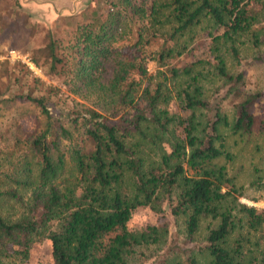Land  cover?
I'll return each mask as SVG.
<instances>
[{
    "label": "trees",
    "instance_id": "1",
    "mask_svg": "<svg viewBox=\"0 0 264 264\" xmlns=\"http://www.w3.org/2000/svg\"><path fill=\"white\" fill-rule=\"evenodd\" d=\"M95 3L64 55L47 35L59 111L55 86L0 60V264H29L44 239L50 264H264V204L240 201L216 161L264 95L243 68L247 48L264 60V0ZM141 206L167 219L130 226Z\"/></svg>",
    "mask_w": 264,
    "mask_h": 264
},
{
    "label": "rangeland",
    "instance_id": "2",
    "mask_svg": "<svg viewBox=\"0 0 264 264\" xmlns=\"http://www.w3.org/2000/svg\"><path fill=\"white\" fill-rule=\"evenodd\" d=\"M93 1L19 0L21 7H23L21 10V8H13L14 0H0V54L7 47H14L26 51L29 56H36L35 61L42 69L41 76L38 77L44 83L56 87V95L52 96V99L54 102H58L59 105L51 106V109H55L54 111H59L57 109H60L63 101L69 103L70 93L67 90V86L59 81L60 69L58 66L55 70L46 71L49 66L48 48L46 46L48 42L47 35H51L57 42L55 54L64 55L66 50L63 47L72 36L75 25L83 19L89 20L85 13L93 12L97 6L95 0ZM102 10H104V7L98 10V13H101ZM73 13L74 16H71L70 14ZM250 50V48L244 50L247 57L244 56L246 59L243 60L244 72L251 80L249 87L254 91L260 89L264 91V60L251 59ZM263 50L264 45L260 46V51ZM10 63H13L11 64L12 76L17 73L14 69L24 66L20 62ZM146 67L147 70H151L153 62L148 60ZM109 69L108 63L106 65V74ZM27 77L32 78L34 75L28 73ZM5 83V77H2L0 86L3 87ZM12 89L15 91L23 90L21 84H13ZM234 99V97L228 96L223 100L226 111H229L230 106L227 101L230 102ZM251 107L256 120L252 131L242 136H227L225 147L230 153V158L225 159L221 156L216 161L225 165L228 174L234 177L236 184L242 190L239 200L261 207L264 204V135L259 131L258 122L264 123V95ZM24 114H20V122L24 129L29 130L33 123V116ZM164 219H167V217L154 213L146 206H141L135 209L128 220V224L132 227L141 226L148 223L162 222ZM208 223V218L201 220L198 230L199 236L205 232ZM168 227L170 229L172 225L170 224ZM50 262L48 240L44 239L31 247L29 264H50Z\"/></svg>",
    "mask_w": 264,
    "mask_h": 264
},
{
    "label": "built area",
    "instance_id": "3",
    "mask_svg": "<svg viewBox=\"0 0 264 264\" xmlns=\"http://www.w3.org/2000/svg\"><path fill=\"white\" fill-rule=\"evenodd\" d=\"M8 59L10 62H20L24 64L30 73L34 76H41V67L31 59L26 51H21L14 47H7L4 52L0 54V60Z\"/></svg>",
    "mask_w": 264,
    "mask_h": 264
}]
</instances>
